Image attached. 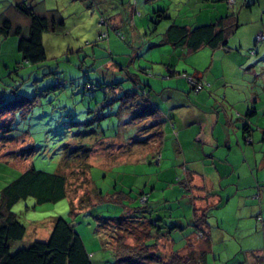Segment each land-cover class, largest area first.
Instances as JSON below:
<instances>
[{
    "label": "rangeland",
    "instance_id": "rangeland-1",
    "mask_svg": "<svg viewBox=\"0 0 264 264\" xmlns=\"http://www.w3.org/2000/svg\"><path fill=\"white\" fill-rule=\"evenodd\" d=\"M9 1L11 0H7V3ZM44 1L49 9H58L65 22L64 29L43 33L45 60L35 64L18 63L21 60L19 52L8 45L11 38L18 39L15 35L5 38L7 42L0 54V95L5 100L16 96L32 98L30 109L15 113V119L12 121L9 134L17 136L18 142L5 145L0 143V201L3 187L31 165L49 172L56 171L65 144L68 145V150L77 146L91 148L94 145L95 149L89 159L91 163L89 173L102 196L97 195L95 203L91 202L89 208L78 209V198L75 197L87 192L90 187L86 174H83L76 164L62 168L61 172L67 177L65 197L55 201L37 202L34 196L28 195L12 206L17 219L25 225L26 232L21 239L10 243V251L27 247L36 240H46L51 232L54 217L62 216L80 234L92 264H115V253L108 245L107 237L98 226L99 221L96 217H118L132 206H140L143 204L140 191L144 190L150 195L154 184L158 182L160 185L162 179L172 182V177H175H168L169 171L164 168L167 165L165 157L171 156V150H158L162 149L159 142H149L148 146L139 147L138 149L142 151L137 153L138 156L133 153L132 160H124L128 143L125 145L122 135L127 137V134L138 129L127 128L131 124L126 121L122 123L127 119L125 114L129 107H118L120 103L118 97L123 91L134 87L126 71L137 74L141 84L147 82L152 90L157 92L164 84L173 85L177 79L184 80L189 86L188 76L183 73V65L189 63L172 56L173 63L177 66L173 69L175 74L169 76L172 71L165 64L170 62L171 56L163 49L171 47L161 45L150 48L149 44V41L160 37L159 34H154L155 32L152 35V29L157 27L159 32L166 20L155 22L154 17L153 21L152 13L150 15L147 11L145 13L142 6L136 8L134 13L127 12V9L124 11L122 5L127 4V1L124 3L115 0ZM166 2L175 15L179 3L185 0ZM259 2H254L250 7L244 6L241 14L238 13V4L233 8L238 13L240 22L237 31L227 43L229 47H233L229 53L234 61L238 55L237 51L256 59L264 55L260 52L264 50V41L253 45L257 34L256 27L262 26L264 22L260 15L262 8ZM216 3L220 1L216 0ZM109 4L111 8L107 9ZM156 6L158 5L153 7ZM1 10L0 8V12ZM20 18L19 22L24 25L23 17ZM101 19H105V22ZM258 46L260 51L254 53ZM212 53L214 50L210 48L197 51L194 56L202 62L196 63L197 66H190V70L185 71L191 75H195L196 70L209 72L205 68L212 61ZM4 60L10 65L7 66ZM217 62L218 60L215 61ZM257 67L260 76L263 75L264 63L261 62ZM242 72L243 70L234 67L230 73L240 75ZM58 82H63L64 85H58ZM88 82L93 86H99L96 89H89ZM209 86L210 84L203 90H208ZM138 137L141 138L138 144H145L143 137ZM169 138L170 136L167 137V142H170ZM29 147L33 151L25 158L8 153L11 150ZM142 154L147 159H139ZM167 187L172 186L167 184ZM176 189L179 192L178 202L183 205L186 199L184 194L190 193V190L183 193L184 189L180 185H176ZM244 189L235 192L228 204L220 209L222 216L228 220L223 224L228 225L231 236L235 234L237 239H240L238 237L241 235L243 243L263 247L260 219L254 217L253 225L249 224L240 231L236 230V227L251 223L250 219H235L229 223L235 213H241L237 212V204L242 201V195L254 191L257 198L254 188L249 192ZM164 191L169 192L163 190L162 193ZM149 200L150 203H154V196L151 195ZM262 202L264 218V201ZM160 203L161 207L165 205L162 201ZM135 232L137 236L139 229H135ZM133 237L128 236L126 242L133 243ZM184 245L185 239L177 233L174 249H181ZM208 264H212L211 256Z\"/></svg>",
    "mask_w": 264,
    "mask_h": 264
},
{
    "label": "crops",
    "instance_id": "crops-1",
    "mask_svg": "<svg viewBox=\"0 0 264 264\" xmlns=\"http://www.w3.org/2000/svg\"><path fill=\"white\" fill-rule=\"evenodd\" d=\"M0 1V8L2 9L0 13L5 11L8 16L10 14L14 21L19 22L22 15L12 5L20 0H11L9 3L7 0ZM28 1L36 5L40 12L54 10L60 15L58 9H49L44 0ZM103 1L106 2V0ZM115 1L122 3L127 1V4L122 5L124 11L127 9V12L135 13L139 6H142L143 11L145 13L147 11L149 15L155 5L166 9L169 17L162 19L166 20L164 27L159 32L157 27H154L151 32V34L153 32L159 34L160 37L151 40L153 42L149 41V44L150 48L161 45L171 47L163 49L169 52L171 56L170 62L165 64L171 68L172 73L169 76L175 74L173 69L176 68L177 64L173 63L174 57L189 63L183 65V73H187L185 70H190V66H197L196 63L202 62L194 54L209 47L203 46L196 51H190L186 47L173 46L165 42L160 43L168 25L172 22L186 26L206 24L225 16L228 10H231L225 0H219L220 3H216V0H185V2L179 3L180 6L175 15L170 11L171 6L166 2L168 0ZM256 1L259 2V0ZM246 3H248L247 0H235L232 9L235 4H238V13L241 14ZM105 4L107 5V3ZM259 5L262 8L260 10L261 18L264 20V0L260 1ZM107 7L110 9L111 4ZM26 24L24 19V25ZM256 28L257 34L258 32L264 34V22L262 26L259 25ZM257 34H255L256 37ZM231 36L228 37V41ZM256 37L253 45L258 43ZM5 38L7 37L0 36V54H2L5 42H7ZM8 45L9 48L11 46V49L15 48L17 51L16 39L11 38ZM231 49L233 47L228 45L213 49L212 61L205 68L209 72L199 70L194 72L210 84L208 90L201 89L195 92L191 84L187 86L184 80L180 79L176 80L174 86L170 83L164 84L162 89L157 92L153 91L147 82L145 83L151 88L147 96L158 107L159 117L142 119L137 122L131 120V115L126 112L127 119L123 120L122 123L126 121L131 124L127 128L138 129L127 134V137L122 135L125 145L128 143V149L125 153L127 155L124 160H132L133 153L138 156L137 153L142 151L138 148L148 146L149 142L161 143L162 149L158 150H171V156L165 157L164 161L167 162V165L164 168L169 171L168 177H175H172V182L164 181L166 179H162L160 185L157 182L152 186L150 195H148L149 198L151 195L154 196L155 210L158 214L167 222L179 226V228L171 231L168 237L160 239L162 250L168 251L174 248L177 233L184 239L196 238V232L203 230L205 235L201 239L195 240V244L198 248L207 251V264L210 256L212 264L218 262L221 264H264L263 247H258V244L243 243L241 235L238 237L240 239H237L235 234L231 236L228 225L223 224L228 220L220 212V209L228 204L235 192L245 187L244 190L249 192L251 188H254L259 201L254 196V191L248 195H242V201L237 204V212L241 213H235L238 215L234 214V218L229 220L230 223L235 219H250L251 223L236 227V230L240 231L249 224L252 226L254 217L258 219L259 213L261 216L263 215L262 200L264 201L261 194L258 197V188L260 189L264 183V71L263 75L260 76L257 67V65L260 66L261 62L264 63V55L262 58L256 59L237 51L238 55L235 56L236 61H234L233 56L229 53ZM259 51L258 46L254 53ZM260 52L262 54L264 50ZM16 55L18 58V54ZM217 60L218 62L215 63ZM4 62L7 66L10 65L8 61L4 60ZM234 67L237 70H243L242 74L230 73ZM178 72L176 73L178 74ZM167 92L168 95H166ZM157 120H160L158 129H161V135L145 140L143 145L138 144L139 142L135 141L136 137L149 136L153 129L149 125ZM246 123L249 127L245 129ZM168 136H170V142L166 140ZM143 154L139 159H147V157H143ZM153 156L156 155L153 154ZM167 184H171L172 187H167ZM176 185H180L184 189L182 190L183 193L190 190V193L184 194L186 199L183 205L178 202L180 199L177 196L179 192ZM163 190L169 192L164 191L162 193ZM161 201L165 203L162 207L160 206ZM203 212H206L204 220L201 219ZM197 219L200 226L195 231L194 223Z\"/></svg>",
    "mask_w": 264,
    "mask_h": 264
},
{
    "label": "trees",
    "instance_id": "trees-1",
    "mask_svg": "<svg viewBox=\"0 0 264 264\" xmlns=\"http://www.w3.org/2000/svg\"><path fill=\"white\" fill-rule=\"evenodd\" d=\"M225 1L229 8L231 7L225 16L214 22L193 26L172 22L164 31V38L160 43L165 42L173 46L186 47L190 51H196L203 46H208L211 49L226 47L228 37L235 33L240 22L237 12L232 9L235 0L232 3ZM247 2L245 5L250 7L256 0H247ZM12 6L24 17L27 24L23 25L14 21L10 14L8 16L4 11L0 13V36H17V51L21 56L18 63L35 64L45 60L42 35L44 32H57L64 29L65 22L61 15L54 10L40 12L36 5L31 4L28 0H20ZM151 13L153 21L156 17L155 22L169 17L166 9L162 7L153 8ZM256 41L259 42L257 37ZM126 74L129 76L128 79L133 82L134 87L131 90L123 91L118 97L120 100L118 107H129L128 112L131 115V120L137 122L142 119L159 117L158 107L147 96L151 88L145 83L141 84L137 74L129 71H126ZM184 75L201 79L196 74L184 73ZM97 86L99 85L93 86L92 83H87L89 89H96ZM31 105L32 98L27 96H16L5 100L0 95L1 144L18 142L17 136L9 134L12 129V121L15 119V113L28 110ZM159 123L160 120H157L149 125V127H153L152 133L143 137V141L161 135L162 131L158 129ZM246 127H249L248 123L244 125L245 129ZM140 139L136 137L135 141L140 142ZM64 148L56 171L49 172L31 165L3 187L0 201V264H92L80 234L62 216L54 217L51 232L46 240H36L27 247L10 251V243L21 239L26 232L25 225L17 219L16 213L12 211V206L16 201L26 198L28 195L34 196L37 202L55 201L65 197L67 177L61 172L62 168L76 164L79 170L86 174L85 177L90 187L87 192L75 197V199L78 198V209L89 208L91 202L95 203L97 195L98 197L102 196L89 173L91 167L89 159L94 145L91 148L77 146L68 150V145L65 144ZM32 151L33 149L29 147L11 150L8 153L25 158ZM258 192V197L261 194L264 199V183L260 189L258 188ZM139 194L141 197H146L140 206H132L131 210H127L126 213L118 217H96L99 221L98 226L102 228L101 230L107 237L108 245L115 253V264H207V251L198 248L195 244V240L205 235L203 230L196 232V238H185V245L181 249L173 248L164 251L160 248V239L168 237L170 232L179 226L167 222L158 214L155 204L150 203L148 193L142 190ZM205 216L206 212H203L201 219L204 220ZM258 219L261 221L264 245V218L261 213L258 214ZM199 224L197 219L194 223L195 231L200 226ZM135 229H139L137 236ZM130 235L134 236L133 243L126 242V238ZM262 249L264 261V246Z\"/></svg>",
    "mask_w": 264,
    "mask_h": 264
},
{
    "label": "built area",
    "instance_id": "built-area-1",
    "mask_svg": "<svg viewBox=\"0 0 264 264\" xmlns=\"http://www.w3.org/2000/svg\"><path fill=\"white\" fill-rule=\"evenodd\" d=\"M229 3H232L233 0H227ZM102 22H105L104 19H101ZM264 39V35L262 33L257 35V40H263ZM188 82L193 86V90L195 92L204 89L206 86H208L209 83H207L206 81L202 80V79H197L193 76H188L187 77ZM59 84L63 85V82H58ZM145 196L142 197V201L145 200Z\"/></svg>",
    "mask_w": 264,
    "mask_h": 264
}]
</instances>
